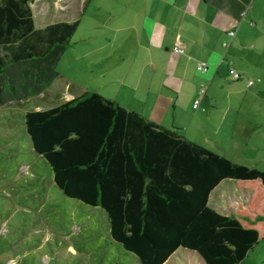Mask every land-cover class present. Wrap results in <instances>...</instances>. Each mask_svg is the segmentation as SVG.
<instances>
[{
	"label": "trees",
	"instance_id": "1",
	"mask_svg": "<svg viewBox=\"0 0 264 264\" xmlns=\"http://www.w3.org/2000/svg\"><path fill=\"white\" fill-rule=\"evenodd\" d=\"M36 0H0V108L46 94L79 21L36 29ZM23 128L67 198L100 209L110 239L139 264H243L264 240V172L198 145L95 92L29 110ZM247 194L223 215L211 194Z\"/></svg>",
	"mask_w": 264,
	"mask_h": 264
},
{
	"label": "crops",
	"instance_id": "2",
	"mask_svg": "<svg viewBox=\"0 0 264 264\" xmlns=\"http://www.w3.org/2000/svg\"><path fill=\"white\" fill-rule=\"evenodd\" d=\"M63 2L55 0L51 16L76 19L75 10L81 17L92 9V17L102 19L85 40L87 57L100 51L104 63L128 65L119 74L109 71L120 84L114 97L95 93L210 150L212 144L238 153L242 143L250 152L252 140H264V0H102L100 6H91L94 0ZM233 30L236 36L221 63L222 44ZM177 43L182 53L173 51ZM199 64L207 66L206 74L197 71ZM233 73L241 79L234 80ZM247 80L254 85L248 87ZM58 85L64 92L54 97L52 107L84 93H72L68 83ZM201 85L207 87L206 95L194 110Z\"/></svg>",
	"mask_w": 264,
	"mask_h": 264
},
{
	"label": "rangeland",
	"instance_id": "3",
	"mask_svg": "<svg viewBox=\"0 0 264 264\" xmlns=\"http://www.w3.org/2000/svg\"><path fill=\"white\" fill-rule=\"evenodd\" d=\"M54 2L39 0L32 4L37 29L58 21H80L57 65L60 82L42 98L0 108V264H139L110 239L106 217L100 209L85 206L60 192L48 164L33 152L23 128L25 112L48 109L53 106L54 97L62 95L65 87L58 84L72 85L71 92L76 94L90 91L114 97L120 84L109 71L119 74V69L128 66L104 63L100 51L87 57L90 46L85 40L93 25L102 19L93 18L92 9L80 14L81 17L75 10L76 19L74 16L65 19L64 14H56L55 18L51 16ZM101 3L102 0H94L91 6ZM240 145L238 153L229 146L223 147L224 151L212 144L210 148L264 172V140H252L248 146L250 152H245L244 144ZM246 199L247 194L237 191L234 182L228 180L211 194L209 206L228 215ZM174 258L183 264L178 256ZM243 264H264V240L249 251Z\"/></svg>",
	"mask_w": 264,
	"mask_h": 264
},
{
	"label": "built area",
	"instance_id": "4",
	"mask_svg": "<svg viewBox=\"0 0 264 264\" xmlns=\"http://www.w3.org/2000/svg\"><path fill=\"white\" fill-rule=\"evenodd\" d=\"M227 40L222 44V48L225 50V55L223 56L222 60H221V63L222 62H225V59H226V56H227V51L229 49V46H230V42L235 38L236 36V31H229L227 32ZM173 51L175 53H182V48L180 47V44L177 43L175 45V47L173 48ZM197 71L201 74H206L207 71H208V68L207 66L203 65V64H199L197 66ZM233 79L234 80H240L241 79V75L239 73H233ZM255 83V81L253 80H247V86L248 87H251L253 86ZM206 91H207V87L205 85H201L200 88H199V91L197 93V99L193 102V109L196 110L199 108L200 106V102L201 100L205 97L206 95Z\"/></svg>",
	"mask_w": 264,
	"mask_h": 264
}]
</instances>
